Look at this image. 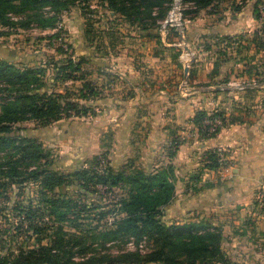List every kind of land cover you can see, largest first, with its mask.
Listing matches in <instances>:
<instances>
[{
	"label": "crops",
	"instance_id": "1",
	"mask_svg": "<svg viewBox=\"0 0 264 264\" xmlns=\"http://www.w3.org/2000/svg\"><path fill=\"white\" fill-rule=\"evenodd\" d=\"M255 1L212 0L187 16L184 50L174 36H159L161 21L144 26L156 11L142 16L144 25L119 13V165L135 159L146 173L173 166L170 221L222 227L240 264H264V48L256 44L264 35ZM192 4L188 10L197 9ZM199 111L223 115L215 137H200L193 124ZM175 138L182 143L169 157ZM70 147L63 153L73 155ZM212 155L217 168L209 167Z\"/></svg>",
	"mask_w": 264,
	"mask_h": 264
},
{
	"label": "trees",
	"instance_id": "2",
	"mask_svg": "<svg viewBox=\"0 0 264 264\" xmlns=\"http://www.w3.org/2000/svg\"><path fill=\"white\" fill-rule=\"evenodd\" d=\"M102 1L118 14L139 18V24L143 25L145 23L142 16L152 15L156 11L157 17L154 21L144 25L153 27L158 26L157 20L162 21L166 17L171 2V0ZM185 1L194 2L197 6L195 10L186 11V16L191 17L197 14L200 8L212 2V0ZM18 2L23 9L31 10H38L37 8L41 6L59 8L66 5L61 4V0ZM261 6L264 7L262 1L256 0L254 18L257 22L262 19L261 15L264 12ZM15 8V0H0V23L11 22L6 16ZM35 18V20L30 18L31 20L28 19L26 22L29 25L35 22L43 29L55 26L53 18L44 19L40 15ZM261 32L264 35V31ZM256 44L264 48V37L256 38ZM76 69L79 70V67ZM43 73V70L23 71L13 64L0 60V155H5L3 158L0 157L2 169L0 175H3L1 178L5 180L17 178L22 184L35 182L42 192L48 190L50 193L48 196L42 195L38 210L33 209V202L29 200L27 205L16 204L13 207V211L17 212L18 233L26 235L24 237L26 251H21L16 261H11L0 253V264H211L213 261L231 264L222 251L224 240L222 228L209 220L176 222L164 219V210L169 207L175 194L173 166L168 165L149 174L141 170L127 174L124 171L115 173L111 168L101 171L98 169L100 165L98 162L93 169L83 168L67 176L55 172L48 161V154L36 140L8 137L10 127L19 123L36 122L38 126H49L63 119L65 112L75 110L79 114L77 106L71 101L63 103L58 95L49 96L37 91L42 81L39 75ZM34 85L36 87L32 92L29 87ZM217 119L224 125L214 133H209L211 124ZM193 124L200 137L209 139L222 130L226 120L221 113L209 114L199 111L193 119ZM181 143L180 139L172 140L168 150L169 157L175 155L174 151ZM215 157L211 156L212 163L209 165L211 168L219 166ZM36 162L38 167L28 171L31 165L37 164ZM70 185H74L73 196L68 193H56L57 189ZM99 185L109 194L113 193L115 188L126 189L128 193L115 203L113 210L99 212L101 207L87 203L88 200L94 199L97 194V191H94L95 187ZM100 199L103 197L100 196ZM106 217L114 218L111 226L101 225ZM91 218L96 222L95 225L87 227L82 223ZM66 227L75 229L78 233L74 235L67 233L64 231ZM33 240L38 245L29 249L27 246ZM43 240H47L45 245H41ZM86 240H90L92 246L103 247V250L80 247L83 250L74 253L73 247L83 245ZM118 241L121 244L118 254H112L105 249L107 244ZM143 242L148 244L147 251L140 247ZM131 243L135 247L133 251L125 248V245ZM89 250L92 253H88ZM88 254L91 256L87 257Z\"/></svg>",
	"mask_w": 264,
	"mask_h": 264
},
{
	"label": "rangeland",
	"instance_id": "3",
	"mask_svg": "<svg viewBox=\"0 0 264 264\" xmlns=\"http://www.w3.org/2000/svg\"><path fill=\"white\" fill-rule=\"evenodd\" d=\"M18 1L15 0L16 8L6 16L11 22L0 23V60L23 71L43 70V75H39L42 79L41 87L37 91L49 96L58 95L63 103L71 101L77 106L79 114L70 110L65 112L63 119L49 126H38L36 122L19 123L10 127L8 137L36 140L48 154V161L55 172L62 175H72L83 168L93 169L98 162L101 171L111 168L115 173L124 171L131 174L141 170L135 159L119 165V155L114 152L119 143L115 127V119L119 118V14L102 0H61L60 3H65V7L41 6L38 10L23 9ZM261 1L264 5V0ZM261 9L264 7L261 6ZM37 15L44 19H55L54 28L43 29L35 22L30 25L26 22L30 18L35 20ZM261 16L259 22L255 21L264 31V12ZM120 27L125 29L124 25ZM174 39L179 43L178 38L174 36ZM184 48L180 47L181 50ZM255 62L257 64V60ZM250 75L254 76V72ZM35 87L29 88L34 92ZM67 145L71 146L73 155L63 153ZM89 147L93 149L91 152ZM4 156L0 155L1 158ZM36 163L28 171L35 170L38 167ZM73 186L57 189L56 193L73 196ZM94 191H97L96 196L87 203L101 207L99 212L113 210L115 203L128 193L126 189L115 188L109 194L100 185ZM42 195L48 196L50 193L48 190L42 192L35 182L22 184L17 178H3L0 182V253L11 261H16L21 251H26V235L18 233L17 212L13 211V207L16 204L27 205L29 200L33 202V209L38 210ZM164 215V219L169 221L167 209ZM205 221L207 219L202 220ZM82 223L89 227L96 222L91 218ZM112 223L114 218L106 217L101 225L111 226ZM64 231L73 235L78 233L67 227ZM223 237L224 240L228 239L224 229ZM47 240H43L41 245H45ZM224 240L222 251L231 264H240L230 257L229 245ZM34 241L27 246L29 249L38 245ZM83 245L74 246V253L83 250L80 247L103 250V247L92 246L90 240H86ZM147 246L145 242L140 245L144 251H147ZM120 247L118 241L107 244L105 249L116 255ZM125 248L133 251L135 247L131 243L125 245ZM211 264L220 263L213 261Z\"/></svg>",
	"mask_w": 264,
	"mask_h": 264
},
{
	"label": "built area",
	"instance_id": "4",
	"mask_svg": "<svg viewBox=\"0 0 264 264\" xmlns=\"http://www.w3.org/2000/svg\"><path fill=\"white\" fill-rule=\"evenodd\" d=\"M192 3H188L185 0H171L169 10L166 17L159 23L158 34L161 38L167 39L171 36H175L179 39L177 44L180 47H186L187 43V29L188 19L186 11L192 6ZM223 126L220 119L215 120L211 124L209 133H214L217 129ZM260 198H264V194Z\"/></svg>",
	"mask_w": 264,
	"mask_h": 264
},
{
	"label": "water",
	"instance_id": "5",
	"mask_svg": "<svg viewBox=\"0 0 264 264\" xmlns=\"http://www.w3.org/2000/svg\"><path fill=\"white\" fill-rule=\"evenodd\" d=\"M187 43V41H185ZM188 73H189V67L187 66L185 68V77H186V81H187V78H188Z\"/></svg>",
	"mask_w": 264,
	"mask_h": 264
}]
</instances>
